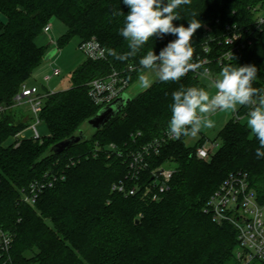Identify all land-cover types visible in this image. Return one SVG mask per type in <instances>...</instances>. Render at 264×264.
Returning a JSON list of instances; mask_svg holds the SVG:
<instances>
[{
  "label": "trees",
  "instance_id": "trees-1",
  "mask_svg": "<svg viewBox=\"0 0 264 264\" xmlns=\"http://www.w3.org/2000/svg\"><path fill=\"white\" fill-rule=\"evenodd\" d=\"M262 3L264 0H191L176 9L181 19L173 24L187 27L192 19L199 20L201 27L192 46L194 53L202 52L206 25L219 31L226 24L249 26L255 17L253 7ZM129 11L123 0H0V107L4 108L0 115V228L14 235L9 250L0 249V264H237L236 228L229 222L215 223L203 208L229 174L240 170L248 172L251 186L264 204V158L256 157L258 141L242 119L233 118L221 129L219 146L208 160L196 155L205 139L187 145L186 136L167 141L160 155L148 158L138 183L142 187L152 180V170L163 160L177 162L161 201L143 200L142 190L125 195L112 188L121 180L128 188L137 184L131 176L127 178V154L168 128L172 93L181 87L207 90L205 82L191 72L175 82L157 79L91 138L60 153L52 150L56 143L77 134L98 112L99 106L89 95L92 79L118 69L131 81L146 70L139 60L149 50L158 55L175 36L150 38L135 56L122 58L130 48L119 29ZM53 18L67 27L58 47L74 37L83 41L94 36L109 51L108 57L86 58L72 72L69 88L45 97L39 116L48 124L49 135L42 136V142L17 138L34 118L29 110L16 117L14 97L50 51L36 39ZM212 45L208 56L214 58L222 48ZM227 64L264 66V29L232 60L223 65L213 61L211 67L219 74ZM253 87L264 90V68L258 70ZM249 109L241 106L238 111L245 117ZM110 143L117 144L123 154L109 156L105 147ZM51 172L63 173L65 179L44 189L34 205L21 200L22 189Z\"/></svg>",
  "mask_w": 264,
  "mask_h": 264
},
{
  "label": "built area",
  "instance_id": "built-area-1",
  "mask_svg": "<svg viewBox=\"0 0 264 264\" xmlns=\"http://www.w3.org/2000/svg\"><path fill=\"white\" fill-rule=\"evenodd\" d=\"M253 12L255 17L253 23L249 26L226 24L219 31L213 26L206 25L204 27L205 43L203 51L194 53L191 61L192 63L203 62V66L190 72L202 81L214 80L217 74H215L211 67L213 61H216L219 65H223L226 61L232 60L238 53L252 45L258 38L259 33L264 29V4L254 6ZM43 31L49 35V42L51 44H57L49 34L51 31L50 23L44 27ZM176 38L175 36L170 37L168 43L174 41ZM212 44L222 48L214 58L208 56L213 51ZM78 47L86 58L106 60L108 57L109 51L96 37L80 41ZM204 68L209 70L207 76L203 74ZM129 69L133 70L134 66H130ZM60 73L61 70L59 68H54L53 73L46 75L44 80L48 83L54 76ZM129 86L130 80L124 75L123 71L113 69L108 75L99 76L91 80L89 83V95L94 103L99 106V109H101L115 101L123 93H126ZM51 93L54 92H42L35 84L23 83L20 91L14 97L15 105L27 104L28 110L35 120L27 128L33 131L31 138L41 142L42 136L37 129V124L41 121L39 114L42 110L45 97ZM238 110L235 111L234 118L239 120L243 118V115ZM3 111L4 108L0 107V115ZM25 130L19 132L16 137L24 138ZM173 139L168 134V128H166L160 136L145 144L141 149L129 152L127 154L129 164L127 178L131 176L129 177L130 180L136 181L137 184L128 188L126 183L121 180L113 184V190L122 192L125 195H136L142 190L143 200L161 201L163 195L170 188V182L176 172L175 167H156L152 170V180L149 183L143 187L139 186L138 183H141V174L149 165L148 158L153 155H160L163 145ZM18 145L19 142L16 146ZM218 146L219 143L217 141H205L202 146L197 148L196 155L200 159L208 160L211 152ZM96 149H99V147ZM105 149V152L109 156L123 154V150L115 143H110ZM63 179H65L63 173L51 172L43 179L33 181L27 189H22L21 200L34 205L44 189L53 187L55 183ZM203 211L215 223L223 224L229 222L236 228L238 233V244L235 249L237 264H251L255 260L264 261V204L259 201L256 190L251 186L248 172L240 170L230 173L210 195ZM13 238V233L0 228V249L8 251L12 245Z\"/></svg>",
  "mask_w": 264,
  "mask_h": 264
},
{
  "label": "clouds",
  "instance_id": "clouds-1",
  "mask_svg": "<svg viewBox=\"0 0 264 264\" xmlns=\"http://www.w3.org/2000/svg\"><path fill=\"white\" fill-rule=\"evenodd\" d=\"M130 9L125 15L124 26L119 34L128 41L130 52L125 57L135 56L140 48L153 37L166 34L177 38L170 41L160 52L149 50L140 60L143 69L155 71L159 81H179L188 72L202 68L203 62L192 63L194 49L192 38L201 27L197 19H192L188 26H174V20L181 16L176 9L181 5L191 4V0H123ZM114 12L113 15H122ZM208 69L203 74L208 75ZM258 69L254 65H224L218 77L204 87H181L172 93L171 118L168 134L179 139L182 136L195 137L202 129H212L215 124L211 116L218 111H237L238 106H250L246 126L258 141L256 157L264 158V90L253 87ZM140 83L144 88L151 86L148 76L141 75Z\"/></svg>",
  "mask_w": 264,
  "mask_h": 264
},
{
  "label": "rangeland",
  "instance_id": "rangeland-1",
  "mask_svg": "<svg viewBox=\"0 0 264 264\" xmlns=\"http://www.w3.org/2000/svg\"><path fill=\"white\" fill-rule=\"evenodd\" d=\"M3 20H5V17L2 16ZM51 24V31L50 36L54 39L55 42L58 41V39L67 31L66 25L60 21L58 18H53L50 21ZM44 30V29H43ZM94 37V36H93ZM81 40L80 37H74L69 43H67L63 47H58L57 44H51L49 42V35L44 33L40 34L36 42L38 45H48L50 50L57 48L56 54L48 60H44L42 64H40L32 73L31 78L29 79L30 84H35L41 89V91L45 92L44 89H48L49 91H60L64 90L70 87L71 85V76L72 72L84 61L85 55L83 52L79 49L78 43ZM54 68H59L61 70V73L59 75L54 76L48 83L44 80L46 75H51L53 73ZM264 66L261 64L259 69H263ZM258 69V70H259ZM108 75V74H107ZM141 75H146L149 77L151 81V85H153L157 81V76L155 74V71L146 69L139 71L138 75L133 77L130 81V86L127 90V93L133 98L137 97L139 94L147 90L148 88H144L142 84L140 83L139 77ZM106 76V75H105ZM210 81H206V86L209 84ZM210 92H214V89H208ZM14 113L16 117H22L24 112L28 111L27 104H21L14 107ZM28 113V112H27ZM224 112L218 111L217 113L213 114L211 116V119L214 121V124L216 125L217 121L223 116ZM22 115V116H21ZM246 119L244 121L246 122ZM31 123L35 122L34 119L30 120ZM215 127V126H214ZM37 129L41 136H48L49 135V127L48 124L45 121H40L37 124ZM84 131V134L87 138H91L96 129L93 125L90 124V122L87 120L85 121L81 127L80 130L77 131ZM33 134L32 130H29L28 128L25 130L24 137H31ZM15 140V137L10 139V141L7 142V145H9L11 142ZM188 144H191L194 142L193 138H187ZM194 144V143H193ZM175 167L177 168V162L174 159L167 158L159 164L158 167Z\"/></svg>",
  "mask_w": 264,
  "mask_h": 264
},
{
  "label": "water",
  "instance_id": "water-1",
  "mask_svg": "<svg viewBox=\"0 0 264 264\" xmlns=\"http://www.w3.org/2000/svg\"><path fill=\"white\" fill-rule=\"evenodd\" d=\"M167 3V0H164ZM57 52V48L50 50L45 56V60L51 59ZM132 97L126 92L123 93L120 97H118L112 103L106 105L105 107L98 110V112L91 117L88 121L91 125L95 127V129L102 128L106 123H108L115 115L119 114L131 101ZM84 131H79V133L72 135L71 137L64 139L58 143H56L52 150L55 153H60L64 151L66 148L79 143L85 138Z\"/></svg>",
  "mask_w": 264,
  "mask_h": 264
},
{
  "label": "crops",
  "instance_id": "crops-1",
  "mask_svg": "<svg viewBox=\"0 0 264 264\" xmlns=\"http://www.w3.org/2000/svg\"><path fill=\"white\" fill-rule=\"evenodd\" d=\"M85 59H86V57H85ZM217 77H218V74H217L216 78ZM204 82H206V81H204ZM240 107L241 106H238L237 110ZM234 114H235V112H232V111L224 112L223 116L217 121L215 127H213L212 129H202V131L198 135H196L195 137H193L191 135L186 136V138H185L186 144L187 145H193V143L194 144L197 143V141H199L200 139H205V141H207V142L217 141V137L219 135V132L221 131V129L226 125V123L229 120L234 118ZM245 118H247V116L243 117L242 120L244 121ZM188 137L193 138L194 142H192L191 144H188V142H187Z\"/></svg>",
  "mask_w": 264,
  "mask_h": 264
}]
</instances>
